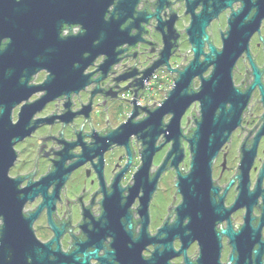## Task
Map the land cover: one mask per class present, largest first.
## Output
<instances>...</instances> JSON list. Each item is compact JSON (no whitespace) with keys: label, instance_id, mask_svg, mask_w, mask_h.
<instances>
[{"label":"flooded vegetation","instance_id":"1","mask_svg":"<svg viewBox=\"0 0 264 264\" xmlns=\"http://www.w3.org/2000/svg\"><path fill=\"white\" fill-rule=\"evenodd\" d=\"M118 1L102 6L98 20H108ZM194 2L164 0L158 10V0H135L117 45L102 48L89 64V46H80L76 89L72 80L43 86L51 74L46 62L23 54V39L19 54L9 53L7 32L0 36V264H264V0L244 7L240 29L248 37L230 70L235 93L225 102L240 106L238 123L211 161L218 207L203 229L186 230L188 217L177 211L183 201L177 173L188 172L191 157L187 141L181 139L177 165L168 159L161 169L172 141L160 133L152 144L143 124L193 59L186 28ZM255 4L258 22L251 20ZM242 6L235 0L206 27L217 50L231 13ZM199 9L195 4L194 13ZM63 18L50 16V25L45 17L37 41L53 34L55 23L61 39L82 31L81 23ZM159 22L175 46L167 64L148 73L164 46ZM107 53L115 62L103 71ZM72 67L69 62L57 76H72ZM212 70L210 64L203 76ZM190 84L197 91L199 77ZM199 114L198 101L182 114L185 136ZM170 117L165 114L162 124Z\"/></svg>","mask_w":264,"mask_h":264},{"label":"water","instance_id":"2","mask_svg":"<svg viewBox=\"0 0 264 264\" xmlns=\"http://www.w3.org/2000/svg\"><path fill=\"white\" fill-rule=\"evenodd\" d=\"M112 0H0V36L7 32L10 43L7 45V51L18 55V46L20 39L26 50L23 54H35L36 60H44L51 74L44 81L43 86H59L66 84V80H72L75 89L77 76L74 73L77 69H82L78 61L80 46L86 44L89 48L87 64L91 63L96 54L104 50L111 49L119 42V37L123 32H128V27L120 29V24L125 17H131L132 8L135 0H119L116 3L111 16L104 23L98 20L102 16V6H107ZM235 0H195L188 5V11L191 13V20L186 33L188 42L191 44L193 59L179 71L174 80L172 88L168 91L166 98L157 106L144 121V125L149 128L151 133V143L153 144L160 133L165 136V141H172V146L168 151L161 169L168 159H171L170 165L176 166L182 159L183 148L181 139H185L190 152L189 170L182 174L178 171L176 187L183 196L182 203L178 206V212H184L188 217L186 230L195 232L201 226L203 229L213 218L215 208L213 193L216 188L211 181V161L218 148L225 142L228 134L236 127L238 123L239 105L231 104L226 107L230 100L232 92L235 93L231 81V68L234 60L237 58L242 46L241 40L248 37V32L244 35L242 28L243 20L246 16L244 7L247 1L241 0L243 6L237 11L232 12L228 22L229 31L226 38H223V45L220 50L209 41L206 33V27L209 26L211 19L216 18L219 12L230 7ZM260 1V0H258ZM164 0H158V10L161 8ZM195 4H201L198 13H194ZM257 11L251 20L258 22L262 16L258 11V4H255ZM59 14L65 16L62 20L70 24L81 23L82 31L76 35H70L66 38L58 37L59 24L55 23L53 34L48 37H42L43 41H37L41 36L37 34L39 24L45 22V17L50 25H54L50 16ZM116 14L117 18L113 19ZM151 15H144L143 19ZM159 20L157 13L154 14ZM136 21V20H134ZM133 26V25H131ZM156 29L163 33L164 46L160 51L158 60L148 69L152 72L158 66L167 64V59L175 43L170 41L169 36L164 34L163 24L158 23ZM169 27L168 32H172ZM175 38V36H171ZM37 41V42H36ZM96 41V45L92 42ZM204 42L208 43V52H203ZM241 42V43H240ZM36 44V45H35ZM35 46V48H34ZM30 48V49H28ZM202 56V59L200 57ZM73 63L71 68L72 76L59 78L57 74L64 71L66 64ZM115 62L112 53H107V59L100 67L105 71L111 63ZM213 65L211 73L204 77L203 73L209 66ZM172 71V69H170ZM198 76L200 85L197 91L191 87L192 79ZM69 77H72L69 79ZM64 83H63V82ZM76 85V86H75ZM27 95H24L26 97ZM194 101L199 102L200 118L196 120L195 127L188 136H185L180 126V119L185 110ZM165 114H171L169 121L162 124V118ZM128 127V126H126ZM156 150L152 147V152ZM150 153V152H149ZM0 188L1 199L5 197V191ZM226 233L225 230L221 231ZM215 240L219 239V233H215ZM3 244V236L0 237V245ZM218 245V244H217ZM209 246V245H206Z\"/></svg>","mask_w":264,"mask_h":264},{"label":"rangeland","instance_id":"3","mask_svg":"<svg viewBox=\"0 0 264 264\" xmlns=\"http://www.w3.org/2000/svg\"><path fill=\"white\" fill-rule=\"evenodd\" d=\"M155 84H156V89H155V90H156V91H155V94H156V95H155V96H160L161 93H160V92H157V89H158V86H159V82H156ZM156 92H157V93H156ZM122 107H124V104H122Z\"/></svg>","mask_w":264,"mask_h":264}]
</instances>
